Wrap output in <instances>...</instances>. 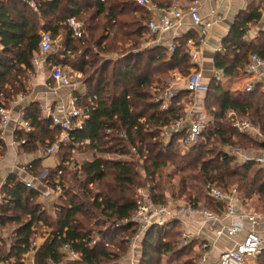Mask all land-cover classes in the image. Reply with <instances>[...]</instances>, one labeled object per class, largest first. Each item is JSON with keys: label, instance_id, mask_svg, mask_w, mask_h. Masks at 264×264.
<instances>
[{"label": "trees", "instance_id": "16d2710c", "mask_svg": "<svg viewBox=\"0 0 264 264\" xmlns=\"http://www.w3.org/2000/svg\"><path fill=\"white\" fill-rule=\"evenodd\" d=\"M34 1L36 10L29 6V0L0 2V105L7 107L25 92L22 77L32 71L40 33L45 31L53 39L62 37L61 52L47 54L46 61L64 66L60 67L63 73L75 75L86 85L83 93L74 95L87 118L81 129L70 132L68 140L60 144L57 166L45 168L37 160L29 169L30 176L43 185L40 188L54 187L59 180L62 193L54 205L53 218L43 207L40 188L25 186L13 173L6 177L1 188L0 230H8V235L0 239V263L22 264L33 252V264H62L67 258L60 248L68 245L79 254L80 264H117L136 234L137 226L124 220L136 209L137 189L148 183L153 201L166 203V169L178 176L171 195L184 197L185 204L204 206L219 214L222 204L204 189L212 183L226 192L234 188L242 203L256 196L255 208L264 213V164L253 159L238 163L216 146L264 153V91L225 90L216 77H210L207 90L199 92L206 126L198 141L181 154L177 146L184 142L187 127L172 133L167 141L163 129L185 118L192 92L181 83L167 98L166 108H162L160 97L169 88L172 70L183 77L193 68L197 70L186 45L190 38L175 42L171 54L163 47H147L150 38L145 35L151 15L134 0ZM151 1L158 7L172 3ZM259 16L255 8L246 13L224 41L225 51L215 55L214 68L222 70L224 77L238 76L253 53L264 58V33L255 39L257 43L242 39L248 23ZM69 17L81 23V37L72 35L66 23ZM230 109L257 124L262 137L239 133L226 118ZM23 111V118L33 128L28 133L14 131L15 141L23 139L19 143L23 151L43 150L60 135V128L52 127L50 119L41 116L37 103ZM72 151L91 154L92 159L72 162ZM112 156L130 158L116 160ZM97 216L124 223L111 226L109 232H95L94 239L91 222ZM180 234L177 221L152 226L141 241V264H159L162 256H179L187 249L194 252V261L198 256L193 250L195 241L182 245ZM39 237L43 241L34 247ZM115 238L119 244L113 242ZM256 260V264H264V249Z\"/></svg>", "mask_w": 264, "mask_h": 264}, {"label": "built area", "instance_id": "2783aa9c", "mask_svg": "<svg viewBox=\"0 0 264 264\" xmlns=\"http://www.w3.org/2000/svg\"><path fill=\"white\" fill-rule=\"evenodd\" d=\"M202 1L205 0H192L187 5L186 9L183 10L172 3L168 7H158L151 0H134L136 5L145 8L155 16L148 22L147 31L154 36L152 39L153 45L164 47L168 54L174 52L176 43H168L166 40L162 39V35L175 28L184 15H188L193 24L201 27V35H205L209 23L204 21L200 15L199 8ZM28 4L33 10H36L37 5L34 0H29ZM66 23L75 38L81 37L82 25L79 21L74 17H69ZM53 44L54 39L49 32L43 31L40 33L38 45L40 53L43 55L48 54ZM186 45L189 47L191 59H194L197 54L193 47L194 42L188 39ZM34 61L36 62L38 59ZM39 62L45 64L46 57L39 59ZM244 74L247 78L243 84V91L249 93L258 89L264 91V58L260 57L257 53L251 54L244 68ZM170 76L173 79L169 84V88L160 97V99L164 101L162 108H166L167 98L174 92V86L180 82H185L187 89L192 93L204 92L207 90V83L203 80V76L199 70H191L187 77H183L175 70H172ZM50 78L59 86L73 87L74 85L73 79L69 75L63 73L60 67L54 66L52 68ZM45 118L50 119L52 127H58L61 130L56 140L42 150L43 154L46 156L55 153L60 144L68 140L70 132L82 128L87 118V113L77 106L75 95H71L66 105H55V108H47L45 111ZM226 118L239 133L248 132L255 136L262 137V133L257 124H253L247 119H241L237 116L235 111L231 109L227 110ZM10 121V110L4 105H0V128L8 126ZM184 125L187 127L184 142L187 145L197 142L206 126V119L203 112H195L192 117L185 116L184 119L176 120L166 126L163 129V136L166 141L172 133L178 132L184 128ZM32 129L30 122L23 118V116L15 124V130L28 133L32 131ZM15 142L17 143L18 141ZM19 143H23V139H21L18 144ZM242 158V161L253 159L258 164H264V153L259 154L256 158L246 157V155H243ZM31 167L32 164H28L22 169L24 171H29ZM20 179L25 186L30 188H40V185L43 186L41 183L40 185L35 184L34 181H36V178L32 176ZM149 188L150 185L147 183L145 186L137 189L135 199L136 209L129 218L124 220L126 223L131 222L137 226L134 239L142 234L144 235L152 226L163 227L174 221L183 222L185 220H197V222L201 221L202 223L212 224L211 226H213L214 223H219V228L216 230L217 235L226 232L230 237H235L239 233L244 232V236L241 240L237 241L233 247L221 251L218 258L209 264H251L264 249V231L261 217L252 212H246L244 214L238 212L237 205H240L242 201L234 188L226 192L212 183L206 184L204 189L207 195L216 202L222 204V210L219 214L204 206L194 207L179 201L166 202L164 204L155 203L151 198ZM40 191L43 196L53 197L56 202L57 198L62 193V187L59 180H55L54 187L44 186L40 188ZM1 201L2 194L0 193V203ZM224 218H228V221L224 222ZM244 220L250 222V228L245 227ZM124 222L117 224L121 225ZM193 238L194 236L187 231H181L180 239L182 245H188L193 241ZM33 244L34 247L37 246L35 242H33ZM60 249L67 258L62 264L80 263L79 254L68 245H62ZM207 260L206 254H201L195 264H204L208 262ZM22 264H33V257L30 259L27 258Z\"/></svg>", "mask_w": 264, "mask_h": 264}, {"label": "crops", "instance_id": "0c3cea01", "mask_svg": "<svg viewBox=\"0 0 264 264\" xmlns=\"http://www.w3.org/2000/svg\"><path fill=\"white\" fill-rule=\"evenodd\" d=\"M1 1L2 0H0V2ZM191 1L192 0H174V2L172 1V4H175L180 9L185 10ZM254 8L260 13L259 19L248 23L246 33L243 35L242 39L257 43L255 39H258L260 35L264 33V0L202 1L199 8L200 15L204 21L209 23V27L206 30L205 35H201V27L193 24L188 15H184L175 28L162 35V39L166 40L168 43H178L179 39L185 37L197 39L196 41L194 40L193 45L197 54L194 59L191 60L197 65V70L201 72L203 80L206 82L213 76L221 82L222 86H224L223 84H226V82V86H228V84L230 85L226 88L224 87L225 90L243 91V84L247 78L244 74L245 67L242 69L240 74L236 76V78L230 76L224 77L222 70L214 68V57L215 55L225 51L224 41L232 35L237 22L241 21L245 17V14L252 11ZM150 15L151 19L155 17L152 13H150ZM145 36L150 38L146 41L145 45L147 47L155 46L152 42L154 36L148 31ZM61 38L62 37L54 39V42L61 41L62 43ZM68 56L71 57L72 54L68 52ZM230 58H232L231 55ZM34 60H37V58H34ZM43 66L44 63L39 62V60L33 62V68L35 70L30 87H27L26 85L25 92L20 93L21 97L18 94L17 97L12 99L7 105V108L10 110L11 121L5 128H0V141L6 146L5 157L0 161V193L8 175L13 173L19 178L30 177L29 171H24L22 168L37 160H39L42 164V159L47 157V155L45 156L43 154L42 149H38L37 152L27 153L20 148L18 143L15 142V124L23 116V110L32 103H37L41 116L45 117V111L47 108H55V105H66L71 95H74L77 92L83 93L86 89V85H84L82 81L78 80L75 75H70L73 79V87H63L57 85L53 80H51L50 76H45ZM181 83L183 82L176 84L174 86V90ZM201 96L202 95L199 92L192 93L191 102L185 106L186 116L192 117L195 112L201 111L203 107V103L200 102ZM57 153L58 152L56 151L55 153L50 154L57 158L55 166L59 163ZM44 173L45 170L42 174ZM34 182L35 184L40 185L37 180ZM40 200L47 213L53 218L55 215L54 205L56 204L54 198L45 197L41 194ZM255 203H257L256 196L252 197V199H250L247 203L241 202L240 205H237L239 210L238 212L241 214L252 212L260 216L264 231V213L260 210L257 211ZM227 221L228 218H224V222ZM179 224L181 226V231L185 230L194 236L193 241L195 242L193 250L198 254L197 260L201 254H206L208 262L204 264H209L212 261H215L221 251L233 247L235 243L241 240L244 236V232L239 233L235 237H230L226 232L217 235L216 230L219 228V223H214V225L211 226L212 224L202 223L201 221L197 222V220H185L183 222H179ZM244 225L246 228H250L251 226L250 222L247 220H244ZM0 232L3 235L4 230H0ZM42 241L43 238L39 237L34 242L39 245ZM31 257H33V252L28 256L29 259Z\"/></svg>", "mask_w": 264, "mask_h": 264}, {"label": "rangeland", "instance_id": "374dc122", "mask_svg": "<svg viewBox=\"0 0 264 264\" xmlns=\"http://www.w3.org/2000/svg\"><path fill=\"white\" fill-rule=\"evenodd\" d=\"M171 1L174 2V0H171ZM60 44H61V41L54 42V44H53L51 50L48 52V54L61 52V48H60L61 45ZM43 56L47 57V54L43 55L42 53L38 52L34 58H37L39 60V59H43L44 58ZM50 64L46 61V64H44V66H43L44 67L43 70L45 71L44 74L46 77H49L52 68L54 66H57V65H54L52 63H50ZM59 67L64 69V66H59ZM34 70L35 69L33 68L31 72L26 73V76L23 75V77H22V81L24 80V83H25L24 85H27V87H30L31 80L33 79V76H34ZM65 72H67V71H65ZM207 76H209V75H207ZM234 78H236V77H234ZM226 84H227V82H226ZM226 84H223L224 86H222V87L226 88V87L230 86L229 84H228V86H226ZM233 87H237V86H233ZM19 88L23 89V87H19ZM188 146L189 145H187L185 142H182L181 146H177V147H178L179 152L181 154H183V153H185V151H187L190 148V146L189 147ZM210 146L211 145H209L208 147H210ZM216 146H217V148H220V150L223 151L224 153L235 158L238 163L242 162V159H243L242 156L243 155H246V157H250V158H256L259 155L257 153V151H250L248 149L246 151V150H242L240 147H236V146H232V145H226V146L216 145ZM5 148H6V146L2 142H0V161L5 157V153H6ZM70 158H72V162H76L78 164H81L83 161L92 159V155L88 154V153H81L80 151H78V152L72 151ZM112 158L116 159V160L117 159L122 160V159H129L130 157L129 156H118V157L112 156ZM56 163H57V158L54 155H50V156L47 155V157L42 159L41 165L43 167H54L56 165ZM233 164H235V163H233ZM166 170H167V173H169L168 177L165 178V181H167V184H166L167 191L165 192V197L167 199L166 202L179 201V202L183 203L184 197H181V198L177 197L176 198V197H173L171 195V187L173 185H176L178 176H174V172L172 171V169H166ZM138 171L141 173L142 176H144V173H143L141 167L138 168ZM41 176H43V174H41ZM200 191L204 195V189H202ZM201 201L205 202L206 199L203 197L201 199ZM207 207H209V206H207ZM91 223H93L92 228L94 229L93 230L94 232L92 233L93 234L92 237H94V239H96V237H97L95 232H97L99 230L109 232L111 226L112 227H115V226L118 227L119 226L117 224L119 222L107 220L106 218H104L102 216H97L95 218V220H93ZM7 235H8V230H4L3 235L0 232V238L7 237ZM145 236L146 235L142 234L136 239L133 238V240L130 241V243L128 242L125 251H123L120 254L118 262H116V263L117 264H141V259H142V243H141V241H142V238H144ZM119 241H120L119 238L118 239L115 238V240L113 242H116L117 244H119ZM193 257H194V252L187 249L186 251L183 252V254H181L179 256H172V257L166 256V255L162 256V259L159 262V264H195L194 261H197V258L194 259V261H193V260H191ZM157 261H158V259H157ZM256 263H257V260L254 261V263H252V264H256Z\"/></svg>", "mask_w": 264, "mask_h": 264}]
</instances>
